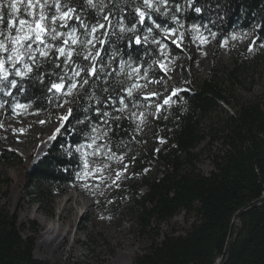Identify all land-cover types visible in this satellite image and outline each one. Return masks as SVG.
I'll use <instances>...</instances> for the list:
<instances>
[{
  "label": "trees",
  "instance_id": "1",
  "mask_svg": "<svg viewBox=\"0 0 264 264\" xmlns=\"http://www.w3.org/2000/svg\"><path fill=\"white\" fill-rule=\"evenodd\" d=\"M9 2L0 0L5 5L0 10L4 14L0 31L7 32V22L13 18L7 8ZM60 2L63 4L64 0ZM68 2L77 8L85 23L91 25L100 20L97 10L89 8L85 0L81 4ZM96 2L99 4L100 0ZM103 2L107 7L101 12L111 11L113 24L122 18L125 25L136 27L135 35L141 36V44L129 39L133 33H120L117 29L112 35L109 30L105 44L96 45L101 49L105 71L90 78L89 85L77 89L71 96L49 91L50 83L58 82V75L64 74L63 57L54 50L48 59L37 51L33 71L23 77L15 75L11 62L5 65L9 77L0 82V99L7 97L31 103L36 110H48L70 101L71 114L66 115L64 129L49 153L28 169L29 186L34 190L30 191L31 198L43 203L71 187H78L84 162L82 149L92 142L97 132L104 133L109 155L119 159L127 154L137 139L136 113L143 104L141 94L133 91V85L148 72L162 75L159 69L162 45L168 39L165 30H183L184 46L189 53L192 51L188 40L190 31L214 33V62L209 76L195 88H183L176 95L175 103L163 105L158 111L156 122L159 127L164 125L162 133L167 138L156 157L162 169L160 174L144 179L148 191L131 208L139 231L151 238L144 251L136 252L133 264H222L238 213L264 197V108L258 99L241 102L233 106L232 112L225 110L222 103L231 105L232 100L218 79V50L232 34L256 29L252 48L232 51L233 65L225 73L230 80H239L250 62L264 55V0H168L166 6L161 0L160 11L149 10L151 18L146 17L143 25L139 24L135 12L141 0ZM48 3L51 5L53 0ZM18 6L17 26L19 19L31 20L24 12V5ZM197 7L200 12L195 11ZM153 20L160 25L159 29L152 24ZM149 27L151 33L147 31ZM57 28L65 33L72 28L77 29L78 35L83 32L75 19L69 20L66 27L58 24ZM144 36L148 37V43L143 42ZM53 43L59 44L60 40ZM176 52L181 53L183 49L176 45ZM6 55L0 53V56ZM73 60L88 64L75 54ZM97 63L99 66L100 61ZM137 68L139 74L133 71ZM188 68L184 65L182 69L184 80L189 78ZM11 80L16 81L15 87L8 82ZM130 87L132 95L128 96ZM121 99L123 104L119 102ZM220 109L225 115L220 114ZM210 119L215 124L208 131L205 124ZM208 134L219 138L222 144L211 157L214 168L206 174L199 167L201 153L196 149ZM149 154L153 156L154 149ZM2 156L8 162L24 161L15 150L4 149ZM183 211L194 217L190 225L182 231L163 232L162 224ZM241 220L240 235L231 245L225 264H264V203L245 212ZM26 229L32 234L24 236ZM42 229L35 219L21 223L9 204L0 206V264H53L35 254ZM95 264L113 263L102 259Z\"/></svg>",
  "mask_w": 264,
  "mask_h": 264
},
{
  "label": "rangeland",
  "instance_id": "2",
  "mask_svg": "<svg viewBox=\"0 0 264 264\" xmlns=\"http://www.w3.org/2000/svg\"><path fill=\"white\" fill-rule=\"evenodd\" d=\"M173 30L175 34L169 35ZM185 35L179 29L166 32L168 39L162 45L161 54L163 67H159L162 75L148 72L137 82L140 87L133 88L141 94L143 104L136 113L137 139L127 154L119 159L109 155L104 133L97 132L92 142L82 149L80 185L47 202L32 200L30 191L34 190L29 186L27 172L49 153L64 129L66 120L61 118L68 114L70 101L48 110H36L31 103L7 97L0 99V206L9 204L21 223L35 219L42 225L35 249L37 257L53 264H95L102 259H109L113 264H133L136 252L149 246L151 238L139 231L131 207L148 191L144 179L160 174L162 169L156 157L167 138L162 133L164 125L158 126L156 116L163 105L176 102V95L183 88H195L206 79L214 62V39L210 33L202 30L188 33L191 53L185 49ZM202 37H207L205 43H201ZM255 40L256 29H249L244 34H232L220 44L218 79L232 100L231 105L222 103L229 112L246 100L259 99L264 108V55L250 62L239 80H230L225 75L233 65L234 48H252ZM176 45L183 52L177 53ZM38 46L33 43V48ZM184 65L189 66L187 80L183 78ZM16 68L26 70L22 62ZM222 111L220 114L225 115ZM211 124H215L214 119L206 122L208 131ZM221 144L219 138L208 134L196 149L201 153L199 167L204 173L209 174L214 168L211 157ZM4 149L15 150L24 161L8 162L2 156ZM152 149L154 154L150 156ZM70 193L76 196L66 204L63 200ZM193 220L194 217L183 211L162 224L163 232L182 231ZM30 234L29 229L24 231V236Z\"/></svg>",
  "mask_w": 264,
  "mask_h": 264
},
{
  "label": "snow or ice",
  "instance_id": "3",
  "mask_svg": "<svg viewBox=\"0 0 264 264\" xmlns=\"http://www.w3.org/2000/svg\"><path fill=\"white\" fill-rule=\"evenodd\" d=\"M74 4H81L82 0H72ZM86 5L97 10L100 15V20L94 24H87L81 18L80 14L77 12L75 6H71L68 0H64L61 4L60 0H53V3L49 5L48 0H10L7 4V8L11 10L12 19L7 22L8 30L0 31V53L7 54L5 56H0V82L7 81L9 77V69L5 65L10 61L12 68L15 69L16 76H25L33 71L32 65L36 64L37 57L34 54L39 52V55L45 59L49 58V54L52 50L58 54L59 57H63V68L64 74L58 75V82H51L49 91L55 90L61 95L71 96L77 89L83 88L85 85H89V80L92 77H98L100 73L105 71L103 66V61L101 60V49L96 47L97 44L103 46L106 42V38L109 36L110 32L112 35L116 34L117 29L120 33L130 32L134 35L129 37L130 40L134 41L135 44H141V36L135 35L137 32L136 27H129L124 24L123 19H117L115 24H113L112 13L101 12V9L107 7V5L100 0L98 4L96 0H85ZM168 0H162L163 6H166ZM24 5V12L27 16L31 17V20L19 19L18 26L15 19L16 14L20 12L18 5ZM161 6V0H141V4L135 8V12L138 14V22L143 25L145 23L146 17L151 18V11L159 12ZM5 7L3 3H0V10ZM49 9L50 11H46ZM179 10V6H177ZM196 12H200L199 7L195 8ZM75 19L79 22L80 26L83 28L81 34H77V29L72 28L68 32L58 31L57 25L60 27H66L69 20ZM0 23H4L3 11H0ZM157 29L160 25L156 23L155 20L152 21ZM198 27V26H196ZM13 30H15V35H13ZM105 30V31H101ZM110 30V32H109ZM149 33L152 32V28L147 29ZM168 31V30H165ZM175 32L170 31L169 35H174ZM81 35L83 39H81ZM212 35H215L214 33ZM66 37V38H65ZM235 39V37H233ZM60 40L59 44H54V41ZM183 36H180V40ZM207 37L201 38V43H205ZM143 42L148 43V37H143ZM154 43H159L153 39ZM177 43V41H173ZM33 43L41 45L40 48H33ZM227 43V41H225ZM11 45V47H10ZM77 57H82L83 60L88 61V64L83 65L77 63L73 60V55ZM31 61V64L29 63ZM98 61L100 64L98 66ZM23 63L25 71L16 68L17 63ZM61 67L60 64L56 65ZM37 65V69H38ZM161 67L163 65L161 64ZM134 72L139 74V68L133 69ZM69 72L71 73L69 75ZM83 73V76H82ZM39 79V77H37ZM12 87L16 86V81H8ZM67 84V87L65 85ZM133 87H140L139 85H133ZM2 90V89H0ZM128 96L132 95V88L127 89ZM152 95H156L153 93ZM123 104V99L119 101ZM165 103H168L166 100ZM18 107H23L18 105ZM126 107V105H125ZM122 110V109H121ZM71 114V109H69V115ZM107 115V113H105ZM62 120H67V116L62 117ZM59 131V130H57ZM54 138V137H53ZM88 165L85 163V168Z\"/></svg>",
  "mask_w": 264,
  "mask_h": 264
},
{
  "label": "water",
  "instance_id": "4",
  "mask_svg": "<svg viewBox=\"0 0 264 264\" xmlns=\"http://www.w3.org/2000/svg\"><path fill=\"white\" fill-rule=\"evenodd\" d=\"M264 203V197H262V199L254 206H257V205H260V204H263ZM254 206H251V207H248L242 211H240L237 215V218H236V222H235V231H234V235L230 241V244H229V247L227 249V254H226V257L223 261L222 264H225L226 261L228 260L229 256H230V248H231V245L233 244V242L235 241V239L240 235V231H241V227H242V215L247 212L248 210L252 209V207ZM222 260V258L219 259V261Z\"/></svg>",
  "mask_w": 264,
  "mask_h": 264
},
{
  "label": "bare ground",
  "instance_id": "5",
  "mask_svg": "<svg viewBox=\"0 0 264 264\" xmlns=\"http://www.w3.org/2000/svg\"><path fill=\"white\" fill-rule=\"evenodd\" d=\"M69 195H70V197H69ZM69 195L66 198H64V200H63V201H66V204L69 202L70 199H72L73 197L76 196V194H74V193H70ZM41 257H43V256H41ZM115 264H117V263L115 262Z\"/></svg>",
  "mask_w": 264,
  "mask_h": 264
}]
</instances>
